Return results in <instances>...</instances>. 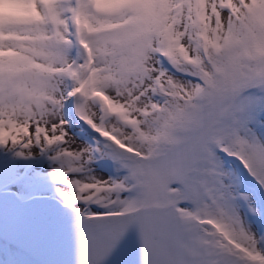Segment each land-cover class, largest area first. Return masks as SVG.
<instances>
[{
	"label": "snow or ice",
	"instance_id": "1",
	"mask_svg": "<svg viewBox=\"0 0 264 264\" xmlns=\"http://www.w3.org/2000/svg\"><path fill=\"white\" fill-rule=\"evenodd\" d=\"M106 141L73 147L64 111ZM0 148H55L81 264L132 228L142 264H264L239 161L264 188V0H30L0 21ZM97 159L115 176L68 180ZM65 164L67 166H65ZM91 170L89 169V172Z\"/></svg>",
	"mask_w": 264,
	"mask_h": 264
},
{
	"label": "rangeland",
	"instance_id": "2",
	"mask_svg": "<svg viewBox=\"0 0 264 264\" xmlns=\"http://www.w3.org/2000/svg\"><path fill=\"white\" fill-rule=\"evenodd\" d=\"M27 3L28 0H0V21L4 18V5H26ZM70 114L72 116H69ZM64 118L68 121L69 135L75 142L73 147L81 146L94 148L97 145H100L103 148L106 144V141H104L102 137L95 133L87 124L76 116L75 106H73L71 112L65 109ZM55 152V148L49 149L44 154L34 151L32 157L26 159L24 157L17 156L15 150L0 148V195L8 193L10 194V198L13 202H16L17 200L14 196V192H18L22 198V202H27L33 198L35 199L37 196H40L43 197L42 199L52 198L51 201L57 202L55 200H58L67 204V202L60 195V192H70L71 189L66 185L58 183L53 178L54 170H56L61 163L54 162L50 159L51 156L55 155ZM65 166L67 165L65 164ZM235 167L239 175V191L248 198L252 207L261 213L256 216L248 214L247 220L250 225L251 232L258 238V240L261 241L259 247L264 250V188L257 183L256 179H250L249 176L251 175H249L247 170L243 168V165H241L239 161L235 162ZM89 169L91 170L90 172ZM90 174L95 175L97 178L115 176V165L110 159H97L95 162L87 165L84 171L71 173L66 177V179L83 180ZM5 202L6 201H3L4 205L0 204V207L5 206ZM43 203L50 204L45 201H43ZM10 207H13L12 203L11 206L7 208L3 207V209H8ZM74 208L82 211L87 210L95 215H104L106 212L104 208L99 207L94 203L87 206L82 203H78L74 204L73 207L62 217L58 215H50L51 218H54V220H63L75 227L74 237L76 238V244L72 242L73 238H71L69 234L59 230H57L56 234H52L54 239H51L52 241L49 242L44 239L45 233L43 231L40 232L35 228L37 242H34L36 245L34 246L43 250L44 259L37 253L36 250L29 252H31L30 254H32L35 259H39L40 263L36 262L33 257L27 255L24 251L19 250L16 246L11 245L7 238L8 235L16 231L24 234H30L27 229H23V227H21L23 226V220H26L25 222L35 221L47 215H35V218L29 217V219L21 216L11 219H0V226L3 229V235L0 232V264H81V217L73 210ZM0 211L2 210L0 209ZM18 221H21L20 225L17 223ZM58 232L60 234H58ZM136 240L137 239L135 237H130L127 241L122 239V245L116 243L107 252V254L104 255L102 264H130L128 261L123 260L121 254L124 252L128 254H143L142 242L140 240ZM17 246L21 247L22 245ZM74 246H77V249H80L77 250L78 253L74 249ZM22 247L27 249L24 246ZM139 264L141 263L139 262Z\"/></svg>",
	"mask_w": 264,
	"mask_h": 264
},
{
	"label": "bare ground",
	"instance_id": "3",
	"mask_svg": "<svg viewBox=\"0 0 264 264\" xmlns=\"http://www.w3.org/2000/svg\"><path fill=\"white\" fill-rule=\"evenodd\" d=\"M16 3V2H15ZM19 5V4H17ZM3 201H6L5 202V206H2L0 207V209L3 212L5 211V209H3V207H9L11 206V203H12V206L16 204V202L10 198V194H4V195H0V204L4 205L3 204ZM42 202L45 201V202H49L51 204V199L50 198H44L41 200ZM1 206V205H0ZM19 214H16V215H13V216H10V217H5V218H0L1 220L3 219H11V218H16V217H26V219H29L30 218H35V215L34 213H30V211H20L19 210ZM21 214H27V215H21ZM26 220H23V229H27L28 232H30V234H24L22 232H19V231H16L10 235H8V238L7 240H10L9 242L14 244V245H22L24 247H26L27 249H25L28 253H31L29 251H32V250H36L38 254H40L43 259H44V252L43 250L40 248H36L34 242H37L36 240V236H35V228L40 231V232H44V239L48 240L49 242H51L52 240L51 239H54V237L52 236V234H56L57 233V230L59 231H62V232H66L67 234H69V236L71 238H73L72 242H74L76 244V241H75V237H74V232H75V227H73L72 225H70L69 223H66L65 221L63 220H54V218H51L50 215L47 214V216H43L42 218L38 219V220H35V221H30V222H25ZM19 225L21 224V221H18L17 222ZM13 225V224H12ZM2 227L0 226V232L1 234L3 235V231H2ZM26 231V230H25ZM58 234H60L58 232ZM64 235V234H63ZM127 237V238H125ZM130 237H135L137 240H140L141 241V238H140V235H139V232L137 229L135 228H132L130 229L129 231L126 232L125 235H123V237L117 242L119 245H122L123 244V240H128ZM136 240V241H137ZM55 241V240H54ZM56 242V241H55ZM142 242V241H141ZM62 243V242H61ZM74 244V245H75ZM142 244V243H141ZM35 245V246H34ZM143 245V244H142ZM21 246V247H22ZM47 247V246H45ZM74 249L76 250H80V249H77V246H74ZM51 251V250H50ZM78 253V252H77ZM40 256V257H41ZM123 260L125 261H128L130 264H139V262L142 264V259H143V254H128L126 252L122 253L121 254ZM41 257V258H42ZM141 258V259H139ZM141 260V261H140Z\"/></svg>",
	"mask_w": 264,
	"mask_h": 264
},
{
	"label": "water",
	"instance_id": "4",
	"mask_svg": "<svg viewBox=\"0 0 264 264\" xmlns=\"http://www.w3.org/2000/svg\"><path fill=\"white\" fill-rule=\"evenodd\" d=\"M69 116H72L71 114ZM43 197L37 196L35 199L29 201H16V204L13 205V207H10L8 209H5V211L0 213V218L10 217L16 214L20 213L21 211H30V213H34V215H58L63 216L66 212L70 210V207L67 205H64L63 203L59 202L58 200H55L57 202L51 201V204H44L41 200ZM53 203V204H52ZM21 215H27V214H21ZM65 217V216H64ZM23 250H25L23 247H21ZM26 251V250H25ZM27 252V251H26Z\"/></svg>",
	"mask_w": 264,
	"mask_h": 264
},
{
	"label": "clouds",
	"instance_id": "5",
	"mask_svg": "<svg viewBox=\"0 0 264 264\" xmlns=\"http://www.w3.org/2000/svg\"><path fill=\"white\" fill-rule=\"evenodd\" d=\"M8 10H9V5H4V6H3V11H4L5 13H7Z\"/></svg>",
	"mask_w": 264,
	"mask_h": 264
}]
</instances>
